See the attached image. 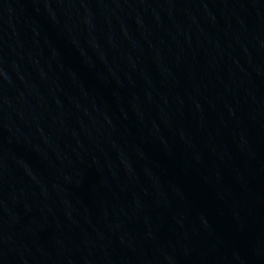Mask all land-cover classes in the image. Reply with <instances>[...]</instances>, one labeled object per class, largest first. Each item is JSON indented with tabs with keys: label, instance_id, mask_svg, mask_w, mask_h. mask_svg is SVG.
<instances>
[{
	"label": "water",
	"instance_id": "95a60500",
	"mask_svg": "<svg viewBox=\"0 0 264 264\" xmlns=\"http://www.w3.org/2000/svg\"><path fill=\"white\" fill-rule=\"evenodd\" d=\"M0 264H264V0H0Z\"/></svg>",
	"mask_w": 264,
	"mask_h": 264
}]
</instances>
